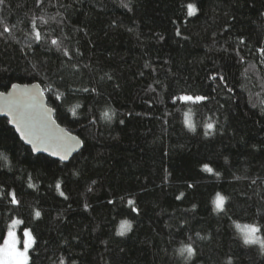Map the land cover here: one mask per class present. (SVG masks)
Segmentation results:
<instances>
[{"label":"trees","instance_id":"1","mask_svg":"<svg viewBox=\"0 0 264 264\" xmlns=\"http://www.w3.org/2000/svg\"><path fill=\"white\" fill-rule=\"evenodd\" d=\"M260 49L264 0H3L0 93L38 84L83 146L35 156L0 119V236L30 231L29 264H264L237 228L264 239Z\"/></svg>","mask_w":264,"mask_h":264},{"label":"snow or ice","instance_id":"2","mask_svg":"<svg viewBox=\"0 0 264 264\" xmlns=\"http://www.w3.org/2000/svg\"><path fill=\"white\" fill-rule=\"evenodd\" d=\"M40 0H38V3ZM3 3V0H0V4ZM123 7H128V4H122ZM188 15L192 16L196 13L197 8L194 4H188L187 6ZM46 23V21H45ZM33 31L35 32V39L37 42L41 40L40 31H36L35 21L32 23ZM4 32L10 33V29L5 27ZM52 45H58L56 39L51 40ZM261 56H264V49H260ZM64 55L67 56L68 52L65 51ZM12 91L5 93H0V111H3L6 115L10 116L9 123H12L16 128V131L20 133V139L25 141V143L32 145V150L39 151L41 146H44V150L50 151L52 155H59L60 160H65L69 152L73 150V147L80 142L76 137L70 136L63 129L59 128L55 120L52 119L53 110L45 107L43 101V93L37 88L33 89H21L17 84L11 85ZM59 99V97H57ZM182 101H202L206 99L203 96H182L179 98ZM73 115L75 111L73 110ZM110 112H105L103 114L104 118L107 121H111L112 116ZM123 121H121L122 123ZM185 123L189 130L195 131L194 125L191 120L187 117ZM213 124L209 123L207 125L208 132H205V135H208L209 132L213 129ZM204 170L211 173L213 169L208 165L204 166ZM29 187H32L30 184ZM60 185L57 184V188ZM63 196L64 193L61 192ZM67 197H65L66 199ZM224 197L217 193L216 200L214 201L217 211H224ZM13 205H19V201L16 199L15 193L11 194V201ZM129 205L133 201H128ZM137 211V209H133ZM37 217L40 216V212L35 213ZM19 221H14L11 227H15ZM237 228L244 233V244L245 245H254L259 244L260 249L264 251V239L257 235L261 231V228L257 225H244L243 228L240 225H237ZM131 229V225L124 221L121 223L120 230L117 235L124 236L127 231ZM24 241L23 248L19 247L20 241L16 238V235L13 231L9 230L7 233V238L0 236V239H3V244H0V264H29V249L32 244L35 243V240L32 236V233L28 230H25L23 233ZM180 255L184 256L187 253L186 259H190L195 255L194 249L191 245H185L180 250ZM60 264H64L63 260L60 261Z\"/></svg>","mask_w":264,"mask_h":264},{"label":"water","instance_id":"3","mask_svg":"<svg viewBox=\"0 0 264 264\" xmlns=\"http://www.w3.org/2000/svg\"><path fill=\"white\" fill-rule=\"evenodd\" d=\"M21 87V89H24V88H27V89H33V88H37L39 91H41L43 93V89L42 87H40L38 84H32V85H19ZM12 91V88L9 89L8 92H11ZM7 92V93H8ZM5 93V94H7ZM43 101H44V105L45 107L49 108L47 106V100H46V97L43 93ZM0 103H2V101H0ZM0 119H4L5 121H7L9 127L14 131L15 135L17 136V138L19 139V141L25 146L27 147L28 149H30V151L32 152L33 155L35 156H44V157H47L53 161H56V162H59L61 164H67L69 163V161L75 156L77 155L81 149H82V141L77 138V140L80 142L79 144L75 145L73 147V150L71 152L68 153L67 155V158L65 160H60L59 158V155H52L50 151H47V150H44V146H41L40 150L39 151H33L32 150V145L31 144H28V143H25V141H23L22 139H20V133H18L16 131V128L14 127V125L12 123H9V120L11 119L10 116L6 115L3 111H0ZM52 119H54V113L52 112ZM56 122V121H55ZM57 124V123H56ZM58 125V124H57ZM59 126V125H58ZM59 128L63 129L66 133H68L64 128L60 127ZM70 136L72 137H75L73 136L72 134L68 133Z\"/></svg>","mask_w":264,"mask_h":264}]
</instances>
